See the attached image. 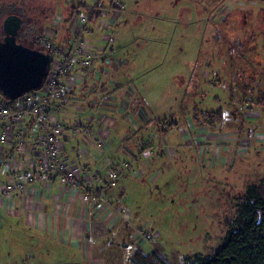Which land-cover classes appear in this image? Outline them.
Masks as SVG:
<instances>
[{"label": "rangeland", "instance_id": "1", "mask_svg": "<svg viewBox=\"0 0 264 264\" xmlns=\"http://www.w3.org/2000/svg\"><path fill=\"white\" fill-rule=\"evenodd\" d=\"M0 1V4L17 3L22 8L21 15L26 19L25 32L30 42L35 37L37 40L41 36L47 37L44 35L47 29L58 30V39H67L70 20L86 14L82 11L83 14L71 16L72 5L81 0ZM108 6V9L94 7L102 17L92 21L106 25L96 28L97 24L89 23L88 29L95 31L86 30L84 34L88 40H97L100 44L96 48L94 66L98 71L99 66L102 67V71L94 74L93 70L85 69V72H90V79L86 86H81L83 94L94 89L98 104L104 99V105L92 109L95 113L115 117L121 132L125 133L123 136L118 134L116 142L120 146L117 150H128L127 158L130 153L135 155L142 150L162 149L158 143H152V128L170 114L178 124L165 139L181 151L168 147L163 154L140 161L138 166L142 173L138 176L141 179L126 178L122 188L129 192L120 189L127 204L118 209L124 221L115 230L117 237L107 236L106 250H94L97 254L87 258V262L135 264L133 255L137 250L145 254L157 251L170 264H189L195 256L208 258L220 249L226 232L232 226L235 205L247 187L264 178V111L256 109V106L245 109L237 87L230 86V79L235 81L239 69L263 67V63L246 59L256 54L264 58V2L113 0ZM85 17L89 22V17ZM4 18L2 16L0 21ZM55 21H61V26L53 25ZM248 37L257 40V48L248 51L239 48L234 55L226 53L229 42L234 39L244 41ZM39 47L43 48V44L39 43ZM99 50L108 54L113 52L114 58L99 55ZM77 65L69 78L73 81L77 77L80 82L83 72ZM216 78L219 79L216 82L209 81ZM63 81L67 82L66 78ZM111 81L126 84L112 92L117 96L116 105L108 98L112 94ZM214 82L220 86L211 85ZM105 87L109 89L103 90ZM219 95L222 96L220 105L225 109L222 123L214 130L197 125L191 118L194 108L198 104L201 109L202 106L214 109ZM140 97L144 101L142 105L138 103L142 108L138 119L126 108L129 102L141 100L137 99ZM88 98L83 100L88 101ZM128 110L131 113L130 107ZM233 110L239 114L238 118L232 115ZM64 115L65 111L62 117ZM149 119L151 121L145 125ZM94 123L99 124L97 121ZM190 128L194 132H189ZM95 134L96 130L92 135ZM148 145L152 149H145ZM96 150L101 156L100 149ZM207 151L212 152L214 160L209 159L208 165L203 163L205 168H202L200 163ZM180 152L188 156H185L184 165H181L183 155ZM195 153L197 161L192 159ZM116 160L119 164L126 161L130 165L125 157ZM215 161H219L218 165H213ZM38 181L36 178L34 182ZM32 184L27 186L25 193L27 196L32 194L35 199L39 191ZM60 189L67 188L61 186ZM10 198H7L9 202L5 209L14 215L0 214V264L67 263L66 257H71L72 253L66 249L53 252L54 245L47 244L46 236L25 227L23 219H17L19 211H25L13 210L15 207H12ZM36 202H39L38 197ZM37 204L33 203L31 213L39 210ZM84 209L90 211V206ZM98 212L99 217L108 222V207L101 206ZM130 213L137 214L138 219L133 218L135 222L130 219ZM140 228L145 230L144 233ZM117 243L120 247H112ZM106 253L110 256L103 257ZM114 255L116 257L113 258Z\"/></svg>", "mask_w": 264, "mask_h": 264}, {"label": "built area", "instance_id": "2", "mask_svg": "<svg viewBox=\"0 0 264 264\" xmlns=\"http://www.w3.org/2000/svg\"><path fill=\"white\" fill-rule=\"evenodd\" d=\"M88 1L93 11L94 7L102 2L110 3L113 0ZM83 15L76 16L68 23L69 38L58 39V30L47 29V33L44 34L47 37L41 36L37 40L38 43L43 44L44 51L51 57L48 75L40 89L18 98V101H21L20 105H10L0 98V130H2L0 132V210L6 208L9 202L7 198L14 192L18 195H26L27 186L36 178L45 183L47 180L57 179L60 185L69 190L70 196L75 194L80 196L82 204L87 206L96 202V197H99L97 190L105 191L107 187H115L122 175L121 172L130 170L136 160L133 158L132 162L129 155L126 159L130 162L129 166L124 161L121 167L119 164L106 171L104 186L85 190L77 171L69 167L61 157L62 139L65 134L75 136L90 133L95 124L93 120L90 125L77 120L66 125L59 119L68 98L63 78L66 75L73 76L72 72L76 64L80 65L81 72L88 68L92 69V64L94 65L95 56L91 42L84 35L89 23L85 16L88 15ZM53 25L59 27L61 21H55ZM73 81L74 84L79 82L77 77ZM13 131L18 139L14 146L7 147L5 144L11 142ZM29 143L32 145L30 148L27 147ZM105 146V142L101 140L97 142L99 149H104ZM13 150H16L17 156L13 154ZM148 153L152 152L144 151V155ZM137 173L141 174L142 171ZM35 190L40 191L36 187ZM37 197L35 196V200Z\"/></svg>", "mask_w": 264, "mask_h": 264}, {"label": "crops", "instance_id": "3", "mask_svg": "<svg viewBox=\"0 0 264 264\" xmlns=\"http://www.w3.org/2000/svg\"><path fill=\"white\" fill-rule=\"evenodd\" d=\"M59 6H61V4ZM92 24H97L96 28H99V26L104 27V25H106L104 22H93ZM88 30L92 33L95 31V29ZM85 38L87 37L85 36ZM89 40L91 42L92 50L95 56L96 48L100 44L97 40ZM97 52H99V55L101 54L104 57H110V59L114 58L113 52L110 54L107 52L102 53L100 50ZM77 66L80 67L79 64ZM92 66L93 68L91 70L95 72L94 74L101 73L102 67L99 66L100 70L98 71L96 65L94 66L92 64ZM83 72L86 74L85 78L88 82L90 79V72H85V70H83ZM66 81L67 82H65L64 85L66 87L68 98L66 104L60 112V121L66 125H70L77 120H80L82 123L90 125L91 121L93 120V122L97 121L99 124L94 125L93 130L90 133L76 134L75 136L67 133L62 139L63 144L61 146L60 152L61 157L66 161L69 167L77 171L85 190L92 187L99 189L103 186V179L106 176V171L108 168H115L114 166L119 165V163L116 162V159L118 157H125L128 159L127 154H129V151L117 150L120 145L116 142L118 134L123 136L125 133L121 132V127L115 117L112 118L111 116H107L104 113L98 114L95 113L92 108H86V104L82 103L85 101L83 100L85 97L83 94L84 90L74 84V81H71L69 77H66ZM111 82H113L111 84V89H114L120 85H126L121 84L120 81ZM104 89H109V87H105L103 90ZM99 95H103V93H100ZM116 97L117 96L114 95V93H112L111 96H108L111 102L114 103ZM92 101L95 105L97 104V99L95 97H92ZM104 103L106 102H104L103 99L100 105H104ZM64 111L65 115L62 117ZM138 119H140L139 115ZM111 120H113V122ZM118 120L120 119L118 118ZM94 130L97 131V134L92 135ZM100 140L106 143L105 148L100 149V152L102 153L101 156L96 152V149L98 148L97 142ZM13 154L15 156L18 155L16 150H13ZM130 155L133 154L130 153ZM121 166L122 164L119 165V167ZM102 167L105 168V171H103ZM129 177L136 178L134 175L124 176L119 180L116 187L105 190L106 192L104 194L101 206L104 207L106 205L109 209V218H107L108 222H104L105 219L103 220L99 217L98 210L101 206L91 212L85 210V206L82 204L81 197H78L76 194V196H70V194H68V189L61 191L60 187L62 185H60L57 179L54 181L47 180V183L44 181H39L32 185L34 188L36 187L40 190L38 194L39 202H36V200L31 197L32 194L27 196L18 195L16 193L11 195L10 202L15 207L13 210H18L19 208V210L25 211V213L19 211L20 215H17V219H23L25 227L31 228L34 232L39 233L41 236H46L47 244L54 245L53 252L66 249L72 253L71 257H66V260L69 261L62 264H88L87 258H93V256L97 254V252H93L94 250H106L104 247L107 245V236L110 235L114 238L117 237L115 236V230L119 229L121 227L122 221H124L121 220L122 218L118 213V209L127 204L126 198L123 197L122 192L120 191L125 190L126 192H129L127 189L122 188L123 182H126V178ZM121 188L122 190H120ZM33 203L39 204V210L31 213L30 211L33 210ZM71 210H73V212ZM87 212H90V214H86ZM6 214L14 215L10 212H6ZM29 214L30 218H28ZM92 215L93 217L91 218ZM130 215V219H138L136 217V213H130ZM102 216L103 218H106L105 214H102ZM112 222L114 225H110ZM117 223L118 226L115 227ZM24 231L27 232L26 229ZM101 243H103V245H101ZM112 247H120V244H114ZM48 248L49 247L47 246V249ZM107 256L110 255L108 253L103 255V257ZM114 257H116V255H114L113 258Z\"/></svg>", "mask_w": 264, "mask_h": 264}, {"label": "trees", "instance_id": "4", "mask_svg": "<svg viewBox=\"0 0 264 264\" xmlns=\"http://www.w3.org/2000/svg\"><path fill=\"white\" fill-rule=\"evenodd\" d=\"M264 2V0H256ZM1 2V1H0ZM109 3L102 2L97 7H102L108 9ZM92 5L88 2V0L81 1L75 5H72L71 7V16L76 14H83L82 11L88 15L89 17V23H92V21H97L98 18H101L102 14H99L96 9H94L92 12ZM22 8L17 6V3L9 2L8 4H0V18L2 16H5V18L12 14L21 15L22 14ZM22 16V15H21ZM4 18V19H5ZM3 19V20H4ZM23 20V26L22 29L19 31L17 40L19 42H23L24 45L30 48H34L37 50H44L43 48L39 47V43L36 41L37 37L36 35L33 36L32 42H30L31 39L28 40L27 38V32H25V26H26V19L21 17ZM1 22V21H0ZM3 22V21H2ZM2 22L0 24V40H2L4 33L2 30ZM88 23V24H89ZM218 30L219 27H216ZM88 30V26L86 28ZM216 40L218 37L215 38ZM25 41V42H24ZM262 42V41H261ZM258 42L255 39H252L251 37H248L244 41H239L238 39H234L231 42H229V46L227 49V54L234 55V53L237 51V49H241L242 51H248L253 48L258 47ZM46 52V51H45ZM248 62H257V63H263V67L260 68H252L250 66H246L242 69H239L238 72L235 74V81H232L230 79V86H235L238 89V93L241 95L242 99L240 102H242V106L246 108H252L253 106H256V109L264 111V58L261 57L259 54H256L254 57H250L246 59ZM210 67V65H209ZM70 77L69 75H66L64 78ZM120 77V76H119ZM122 77V76H121ZM63 78V79H64ZM214 80L215 82L219 79H209V81ZM212 83L211 85L219 87L217 84ZM87 80L86 78H82L80 82L78 83L79 88H81L82 84L86 86ZM65 84V82H64ZM210 84V83H209ZM115 89V88H114ZM114 89L110 90V93L114 91ZM220 89V88H219ZM97 92L96 90L92 89L88 92H85L86 95L84 97L88 98V101L85 100V104L88 107V109H91L94 107H99L100 103L95 105L92 101V97H94V93ZM202 95L200 96V104H202ZM219 99L214 103V109H208L202 106L201 108H198L197 106L193 110L192 120L197 124L201 125L206 129L214 130L215 126L222 123L224 120V114L225 109L223 106L220 105L221 97L219 95ZM0 98H3L5 101H7L10 105H16L21 104V101H18V99H11L8 97H5L1 95ZM142 98V97H141ZM137 98V99H141ZM143 99V98H142ZM137 100L135 103L134 101L132 103L127 104V111L129 114H132L134 117L137 116L138 118V112L140 110V103L142 105L143 100ZM103 99H101L102 101ZM118 102L117 98H115V103ZM128 107L131 109V113L128 110ZM259 107V108H258ZM142 109V108H141ZM234 118H238L239 114L236 112V110L231 111ZM243 115V114H242ZM244 117V115H243ZM151 119L147 121L145 125H147ZM158 123H155L154 127L152 128L153 132V138L152 143L156 142L158 143L159 147L162 149L159 150H150L152 153H148L144 155V151L142 150L140 153L137 152V154L130 155L131 160L133 162V158H136V160L133 162V165L130 170H125L121 172V177H119V180L127 175H134L136 178H139V163L143 159L150 158L151 156H156L158 154H163L165 149L168 147H172L175 145H172L174 143H169L165 137L167 134H169L170 131H172L173 128L177 127V120L173 118L172 114H170L168 117L157 121ZM243 125V123H242ZM2 130H0L1 132ZM135 132H138L136 130ZM189 132H194L190 128ZM12 139L11 142L6 143L5 146L12 147L15 145L17 141V136H14V131L11 134ZM66 136V134H65ZM32 145H27L28 148H30ZM145 149H152L150 145L146 146ZM176 151H181L173 148ZM182 153V161L180 159L181 165L185 164L186 157L185 152ZM195 153L192 156V159L198 160V156L196 157ZM204 159L201 161L200 166L202 168H205L203 166V163H206L208 165L209 159L214 160V157L211 158V151H207L204 153ZM137 155V156H136ZM153 159V158H151ZM219 161L213 162V165H218ZM189 169V168H188ZM5 173V171H3ZM184 172H188V170H185ZM138 176V177H137ZM135 178V179H136ZM118 182L116 186L118 185ZM104 186V184H103ZM115 186V187H116ZM112 187H107L106 190ZM99 192V197L97 196V200L94 203L89 204L90 211L96 210L98 207L102 205L103 197L106 191L97 190ZM96 191V192H97ZM15 193V192H14ZM13 193V194H14ZM6 210L1 209L0 214L1 216L3 214H6ZM8 215V214H6ZM131 215L129 214V217ZM128 217V220H129ZM115 218V217H114ZM144 233L145 230L140 228V232ZM139 234V231L137 232ZM138 236V235H136ZM141 243V240H139ZM140 249V248H138ZM189 259V258H188ZM194 261L190 262L189 264H264V178L259 180L258 182L250 184L244 194L241 196L240 200L235 205V215L233 218L232 226L228 229L226 232L224 241L220 247V249L212 256L208 258H200L198 256L194 257ZM133 261L135 264H170L169 261L166 260L165 257H163L160 253L157 251H153L150 254H145L142 250H137L133 255ZM190 261V260H189Z\"/></svg>", "mask_w": 264, "mask_h": 264}, {"label": "water", "instance_id": "5", "mask_svg": "<svg viewBox=\"0 0 264 264\" xmlns=\"http://www.w3.org/2000/svg\"><path fill=\"white\" fill-rule=\"evenodd\" d=\"M23 26L19 16L9 15L2 22L4 36L0 40V93L13 100L41 88L51 57L17 42Z\"/></svg>", "mask_w": 264, "mask_h": 264}, {"label": "flooded vegetation", "instance_id": "6", "mask_svg": "<svg viewBox=\"0 0 264 264\" xmlns=\"http://www.w3.org/2000/svg\"><path fill=\"white\" fill-rule=\"evenodd\" d=\"M189 133V132H188Z\"/></svg>", "mask_w": 264, "mask_h": 264}]
</instances>
